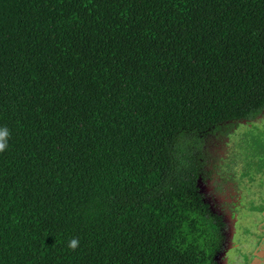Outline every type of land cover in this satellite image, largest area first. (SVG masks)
Instances as JSON below:
<instances>
[{"label": "trees", "instance_id": "obj_1", "mask_svg": "<svg viewBox=\"0 0 264 264\" xmlns=\"http://www.w3.org/2000/svg\"><path fill=\"white\" fill-rule=\"evenodd\" d=\"M262 109L264 0H0V264H214L197 137Z\"/></svg>", "mask_w": 264, "mask_h": 264}, {"label": "flooded vegetation", "instance_id": "obj_2", "mask_svg": "<svg viewBox=\"0 0 264 264\" xmlns=\"http://www.w3.org/2000/svg\"><path fill=\"white\" fill-rule=\"evenodd\" d=\"M262 119L264 109L197 137L196 192L219 227L214 264H264V188L259 185L264 183V170L253 172L254 161L239 152L233 139L240 125ZM237 140L246 142L247 149L252 147L253 139ZM248 200L253 202L245 206ZM249 212L255 213L243 218Z\"/></svg>", "mask_w": 264, "mask_h": 264}, {"label": "rangeland", "instance_id": "obj_3", "mask_svg": "<svg viewBox=\"0 0 264 264\" xmlns=\"http://www.w3.org/2000/svg\"><path fill=\"white\" fill-rule=\"evenodd\" d=\"M233 137V135H232ZM247 138V139H253V143L250 145L252 147L246 148V142H243L241 140H237L238 138ZM237 142L238 149L240 150V153H243L244 155H248L250 160H253L255 163V167L253 172L259 168L264 170V119H262L260 122L252 123L249 125H240L239 130L236 132L233 138ZM261 185V190L264 188V183H259ZM252 200H248L245 203V206L248 204H252ZM251 213L255 212H249L246 215H243V218L247 219L248 217H252L250 215ZM234 261L236 259L234 258Z\"/></svg>", "mask_w": 264, "mask_h": 264}, {"label": "clouds", "instance_id": "obj_4", "mask_svg": "<svg viewBox=\"0 0 264 264\" xmlns=\"http://www.w3.org/2000/svg\"><path fill=\"white\" fill-rule=\"evenodd\" d=\"M9 137V131L7 128L0 129V152L4 151L7 147V139ZM79 241L73 239L69 242L68 247L75 250L78 247Z\"/></svg>", "mask_w": 264, "mask_h": 264}]
</instances>
